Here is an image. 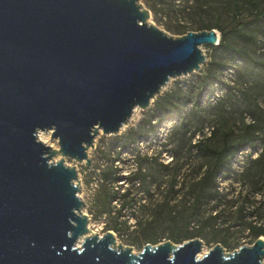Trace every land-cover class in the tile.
Wrapping results in <instances>:
<instances>
[{"label": "water", "instance_id": "obj_1", "mask_svg": "<svg viewBox=\"0 0 264 264\" xmlns=\"http://www.w3.org/2000/svg\"><path fill=\"white\" fill-rule=\"evenodd\" d=\"M149 17L137 0H0V264H264V237L199 257V238L134 253L87 228L63 158L90 168L99 130L117 135L219 42L215 29L172 37Z\"/></svg>", "mask_w": 264, "mask_h": 264}, {"label": "rangeland", "instance_id": "obj_2", "mask_svg": "<svg viewBox=\"0 0 264 264\" xmlns=\"http://www.w3.org/2000/svg\"><path fill=\"white\" fill-rule=\"evenodd\" d=\"M252 1L137 0V3L150 12L149 24L167 35L178 37L181 35L176 34L177 28L198 32L204 30L202 27L207 24L225 27L232 17H245L252 9ZM255 1L261 3V0ZM254 34L257 36L256 44L242 41L236 44L254 58L264 61V35ZM201 49L206 57L205 62L215 55L222 64L218 69L222 81L233 85L236 66L241 64V59L232 61L223 52H215L212 46H202ZM196 76L198 72L170 81L161 95L170 90L175 82H195ZM235 88V97L240 100L241 91H245L247 85L238 84ZM223 96L224 87L217 85L212 91H203L195 113L190 111L191 104L183 109L190 131L196 132L192 142L204 138L213 127L242 129L238 111L233 110L231 103L227 102L222 110L214 107ZM154 101L146 110L133 112L125 128L117 135L101 133L96 136L94 147L87 150L92 170L85 162L63 158L66 166L76 170L78 196L84 203L82 212L88 217L89 232L101 236L107 231V226L117 225L119 232L112 231L116 244L130 247L134 253L140 252L146 244L174 243L168 239L170 234L181 237L185 232L200 230L206 252L223 240V248L228 253L241 246L252 245L255 238L247 229L249 224L258 226L264 223V160L255 163L262 151L260 142L248 144L237 152L229 168L216 177V192L219 194L214 201L197 204L191 192H197L196 183L212 160L203 152L189 150L188 140H182L178 132L174 134L173 127L180 123L181 118L158 125L155 133L149 132L146 121ZM233 102L241 105V102ZM130 130L135 131L132 133L135 141L123 146L124 136ZM136 134L143 135L136 137ZM219 140L217 134L214 145H219ZM50 144L57 148L56 141L51 138ZM60 159L59 155L53 157L54 162ZM135 173L146 174L148 178L142 183H131L129 178ZM106 192H129L128 197H133L137 202L132 207H125L121 217L115 218L114 212L111 216H97V201ZM118 197L116 195L112 202L115 209L120 205ZM136 220L141 222V227H136ZM147 223L152 236L150 240L142 239L141 230Z\"/></svg>", "mask_w": 264, "mask_h": 264}, {"label": "trees", "instance_id": "obj_3", "mask_svg": "<svg viewBox=\"0 0 264 264\" xmlns=\"http://www.w3.org/2000/svg\"><path fill=\"white\" fill-rule=\"evenodd\" d=\"M251 6L252 9L245 17L234 16L225 27H221L218 24H207L202 27L204 30L215 29L218 31L220 36L218 45L212 46L215 52H223L232 61L235 58L241 59V64L236 66L235 83L228 85L222 81L220 70H218L219 67H222V64L216 60L213 54L210 60L203 64L198 76L195 77V82L191 81L187 84L175 82L170 90L158 96L146 121L149 124V132L155 133L158 125L181 118L180 123L173 127L174 134L178 132L182 140H188L189 150L203 152L210 156L211 164L196 183L197 192H191L197 204L210 203L216 199L219 194V192H216V177L229 168L233 156L248 144L260 142L262 151L255 163L264 160V61L254 58L246 49L238 47L236 44L237 41L256 44L257 36L254 32L264 35V0H261V3L253 0ZM152 12H154L153 9ZM175 32L178 35L187 33L186 30L181 28H177ZM238 84L247 85L246 90L241 91L240 100L235 97V87ZM217 85L224 87V96L214 104V107L222 110L227 102L231 103L234 106L233 110L238 111L239 122L243 127L239 130H235L234 127H213L204 138L192 142L196 137V132L190 131L183 109L188 104H191L192 108L190 111L195 113L203 91H212ZM233 101L241 102V105H236V102ZM153 117L155 118L154 121L152 120ZM246 119L248 120L245 124ZM133 132L135 131L130 130L124 136L123 146H128L135 141V138H132ZM217 134L220 136V142L219 145H214ZM136 135V137H139L143 134ZM147 178L146 174L135 173L129 179L131 183H142ZM116 195H119L118 199L120 200V205L117 209L112 205ZM128 196L129 192H106L97 201V216H111L114 212L115 218L121 217V211L125 207H132L137 202L136 199ZM215 209L216 207L213 208V210ZM123 223L125 224L126 221ZM141 226V222L136 220V227ZM149 227L150 225L147 223L141 230L143 233L142 239L144 240L152 238L149 234ZM247 229L255 240L258 237H264V223L258 226L249 224ZM106 230L115 233L119 232L117 225L107 226ZM192 238H201L203 240L202 231L185 232L181 237L175 234L168 236V239L175 244H181ZM221 244L222 246L225 245V241L223 240Z\"/></svg>", "mask_w": 264, "mask_h": 264}, {"label": "bare ground", "instance_id": "obj_4", "mask_svg": "<svg viewBox=\"0 0 264 264\" xmlns=\"http://www.w3.org/2000/svg\"><path fill=\"white\" fill-rule=\"evenodd\" d=\"M138 110V108H135L134 109V111L133 112H136ZM125 128V126L121 129V130H123ZM120 130V131H121ZM101 134V130H99V133H98V135H100ZM50 132H38V134H37V139L40 141V142H42V143H44L45 145H48V146H50L51 144H50ZM81 242H82V239H80L78 242H77V246L79 247L80 246V244H81ZM205 250H203L200 254H199V257H201L203 254H205Z\"/></svg>", "mask_w": 264, "mask_h": 264}]
</instances>
